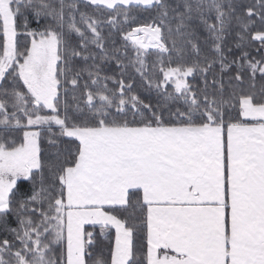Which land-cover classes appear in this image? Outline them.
Here are the masks:
<instances>
[{
  "label": "snow or ice",
  "instance_id": "snow-or-ice-1",
  "mask_svg": "<svg viewBox=\"0 0 264 264\" xmlns=\"http://www.w3.org/2000/svg\"><path fill=\"white\" fill-rule=\"evenodd\" d=\"M0 264H264V0H0Z\"/></svg>",
  "mask_w": 264,
  "mask_h": 264
},
{
  "label": "trees",
  "instance_id": "trees-1",
  "mask_svg": "<svg viewBox=\"0 0 264 264\" xmlns=\"http://www.w3.org/2000/svg\"><path fill=\"white\" fill-rule=\"evenodd\" d=\"M232 39H233L232 37H229L230 46H231ZM104 72L107 73L108 75H113V74H115L114 71H113L111 68H105V69H104ZM109 86H111V83H110ZM142 94H143L144 96H146V97L149 95L148 93H142ZM104 254L107 255L106 250H105Z\"/></svg>",
  "mask_w": 264,
  "mask_h": 264
}]
</instances>
